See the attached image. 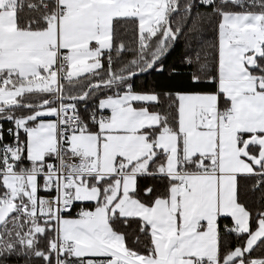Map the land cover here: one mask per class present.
Segmentation results:
<instances>
[{
    "label": "snow or ice",
    "instance_id": "1",
    "mask_svg": "<svg viewBox=\"0 0 264 264\" xmlns=\"http://www.w3.org/2000/svg\"><path fill=\"white\" fill-rule=\"evenodd\" d=\"M185 31L192 87L138 89ZM249 178L264 189V0H0V264H264Z\"/></svg>",
    "mask_w": 264,
    "mask_h": 264
},
{
    "label": "trees",
    "instance_id": "2",
    "mask_svg": "<svg viewBox=\"0 0 264 264\" xmlns=\"http://www.w3.org/2000/svg\"><path fill=\"white\" fill-rule=\"evenodd\" d=\"M203 12L206 11L203 8L198 9ZM210 11V10H209ZM27 9L21 13V15H26ZM175 19H179V17H175ZM216 19L205 20L202 25V35L201 39L203 41L204 47V55L208 56L209 70H211L213 66L214 56V45L216 44ZM116 32L118 37V42L122 41L126 47L127 51L123 54L122 60L127 61L132 58V52L136 46V25L133 21H120L116 24ZM189 37L187 36V32L185 31L184 35H181L178 40L175 42L174 46L170 49L167 56L164 58L163 63L165 67V71L163 73L160 72H150L147 74H141L134 79L135 86L139 88H143L145 90L155 89L158 92H167V91H177L189 89L192 87L190 83L189 73L194 71V69H190L186 66L184 62L185 53L188 51L187 40ZM190 54V53H189ZM173 68L175 71H173ZM200 87H209V85L202 84ZM11 125L5 124V128L10 127ZM255 183L253 178H249L247 180L241 181V200L246 203L249 207L256 208L262 202L260 200L261 194L264 193V189L253 192L251 190V186ZM141 187L146 186H155L158 191L164 190V185L158 180H154L151 177H144L140 181ZM90 206V205H89ZM225 224H230L229 219H221V226ZM135 227V224L132 225V228ZM132 228L125 229L126 231L131 232ZM143 239V238H142ZM224 242L228 245V247H236L241 241L232 236H224ZM141 246V245H134ZM264 252V245L257 247L254 251V255H260ZM11 264H18L17 261L13 260ZM32 264H42V261L34 260Z\"/></svg>",
    "mask_w": 264,
    "mask_h": 264
},
{
    "label": "built area",
    "instance_id": "3",
    "mask_svg": "<svg viewBox=\"0 0 264 264\" xmlns=\"http://www.w3.org/2000/svg\"><path fill=\"white\" fill-rule=\"evenodd\" d=\"M25 2H27V0H25ZM5 137H6V141L10 140V137H7V134H5ZM79 207H80V205H77V208L74 209V211H73V215L75 214V211L78 210Z\"/></svg>",
    "mask_w": 264,
    "mask_h": 264
},
{
    "label": "crops",
    "instance_id": "4",
    "mask_svg": "<svg viewBox=\"0 0 264 264\" xmlns=\"http://www.w3.org/2000/svg\"><path fill=\"white\" fill-rule=\"evenodd\" d=\"M217 39H218V33H217V24H216V42H217Z\"/></svg>",
    "mask_w": 264,
    "mask_h": 264
}]
</instances>
